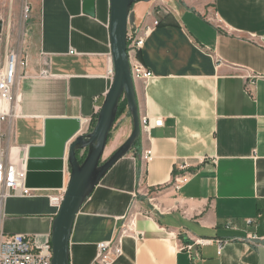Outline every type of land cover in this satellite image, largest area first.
Wrapping results in <instances>:
<instances>
[{"label": "crops", "instance_id": "obj_1", "mask_svg": "<svg viewBox=\"0 0 264 264\" xmlns=\"http://www.w3.org/2000/svg\"><path fill=\"white\" fill-rule=\"evenodd\" d=\"M84 1L26 0L25 21L11 18L0 33V70L8 51L29 61L15 89L17 117L0 128L2 145L27 169L29 148L45 144L47 120L78 119L64 188L69 147L92 131L113 83L110 0H95L94 17ZM132 12L141 36L159 21L137 54L154 78L135 81V90L140 116L164 126L141 136L83 206L71 264H92L105 242L123 249L112 264H264V0H154ZM117 124L123 144L133 132L129 113ZM45 187L7 201L5 235L51 240L59 212L51 198L61 190Z\"/></svg>", "mask_w": 264, "mask_h": 264}, {"label": "water", "instance_id": "obj_2", "mask_svg": "<svg viewBox=\"0 0 264 264\" xmlns=\"http://www.w3.org/2000/svg\"><path fill=\"white\" fill-rule=\"evenodd\" d=\"M154 0H110L109 35L114 64L111 89L97 117L92 131L80 135L69 147L67 164L70 170L65 199L52 227V264H71L70 242L77 215L91 198L109 171L131 153L142 136L140 113L136 99L135 81L132 77L128 52L129 27L135 24L133 6ZM84 12L95 16V0L84 1ZM3 22L0 21V33ZM127 102L133 122L129 139L107 160L105 153L110 136L118 121L119 108ZM81 131L78 119L47 120L43 147H30L27 161V187L62 190L67 144ZM85 151L83 159L79 152ZM195 251V248L193 249Z\"/></svg>", "mask_w": 264, "mask_h": 264}, {"label": "built area", "instance_id": "obj_3", "mask_svg": "<svg viewBox=\"0 0 264 264\" xmlns=\"http://www.w3.org/2000/svg\"><path fill=\"white\" fill-rule=\"evenodd\" d=\"M29 7L26 8L27 15ZM152 14H148L151 17ZM159 26V21L155 20L153 25L147 28L144 36L137 34L129 27L128 31V52L132 77L134 81H150L154 74L139 60L137 54L141 51L147 38V32ZM74 54V51H71ZM29 65L27 58L20 57L12 51H8L5 57L3 68L0 70V128L6 122L12 121L17 117V96L15 89L21 78L20 71L25 70ZM42 78L49 77L47 71L40 73ZM109 76L114 78V69L109 71ZM257 76H251V79H258ZM262 78V77H260ZM141 133L150 135L154 128L164 126L161 119H151L149 117H140ZM4 140L1 135L0 147V264H52L53 246L51 240L40 245L33 238L23 235L14 234L7 236L3 232V212L7 201L14 197H27L32 195V189L27 187V169L23 160L14 161L9 151L2 145ZM142 161L149 163L154 159L153 150L147 149L141 155ZM214 162H216L214 160ZM189 164L185 161L179 165L180 171H188ZM180 185L177 186V189ZM66 188L61 190V194L51 198L52 204L60 209L66 195ZM131 224L124 226L125 232L131 230ZM251 240H257V236L251 237ZM208 243L209 241H201ZM98 255L92 264H112L113 261L123 254L120 242H105L98 246ZM189 250H192L189 247Z\"/></svg>", "mask_w": 264, "mask_h": 264}, {"label": "rangeland", "instance_id": "obj_4", "mask_svg": "<svg viewBox=\"0 0 264 264\" xmlns=\"http://www.w3.org/2000/svg\"><path fill=\"white\" fill-rule=\"evenodd\" d=\"M14 3L19 8V11L17 10V14L13 10ZM0 5L4 7V10H2L3 13H1L0 15V21L3 22V27L4 24L11 21V18L14 19L18 17L21 22H24L26 17H28L26 13V8H27L26 0H0ZM0 63H1V58H0ZM114 129L115 130L113 131L109 139L107 151L105 153V160H107L114 152H116L124 144V143L122 144L121 142L118 143L117 141V138L120 133V125L116 123Z\"/></svg>", "mask_w": 264, "mask_h": 264}, {"label": "trees", "instance_id": "obj_5", "mask_svg": "<svg viewBox=\"0 0 264 264\" xmlns=\"http://www.w3.org/2000/svg\"><path fill=\"white\" fill-rule=\"evenodd\" d=\"M126 112H128V107H127V102L126 100L122 102L120 108H119V112H118V120L121 116H123ZM97 119L94 121V126H95V123H96ZM85 157V156H84ZM83 158H81V160L83 161Z\"/></svg>", "mask_w": 264, "mask_h": 264}]
</instances>
